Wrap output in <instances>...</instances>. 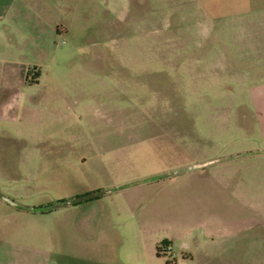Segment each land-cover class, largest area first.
<instances>
[{"label":"rangeland","instance_id":"1","mask_svg":"<svg viewBox=\"0 0 264 264\" xmlns=\"http://www.w3.org/2000/svg\"><path fill=\"white\" fill-rule=\"evenodd\" d=\"M15 3L0 264H264V0Z\"/></svg>","mask_w":264,"mask_h":264},{"label":"crops","instance_id":"2","mask_svg":"<svg viewBox=\"0 0 264 264\" xmlns=\"http://www.w3.org/2000/svg\"><path fill=\"white\" fill-rule=\"evenodd\" d=\"M16 1L17 0H0V32H2L1 28H4V27L6 28L7 26L9 28V33H11L14 30V28L19 27L18 21H15V19L13 18L14 14L16 13V8H15V6H16L15 2ZM23 29L26 30V28L22 27V30ZM9 77H10V79H9L10 82H9V85L7 84V86H6V88L9 87V91L5 90V92L6 93L9 92V94H11V96H13V94L17 92V89L20 86H22L24 88L25 87L28 88V87H30L29 86L30 84L31 85H34V84L38 85L40 80L42 79V75L38 74L35 77V79L29 80V74L26 73V70L23 66H19L18 68H14V67L11 68L9 70ZM0 115L7 116L8 112L6 110H1ZM202 225L203 226L209 225L208 229H207V234L205 232H203V233H204V237H205V243L207 242L206 244H211V245L216 244L218 238L221 239V237H227L228 235L230 237V240H237L234 238L235 235L237 233H240L241 230L246 229L245 227H240V228H238L240 230H238V229L231 230V229L227 228L226 226H221L220 224L219 225L218 224H209L206 222H203ZM235 230H237V231H235ZM211 236H214V237L211 238ZM209 237H210V239H209ZM125 238H123V239L125 240ZM123 239H122V241H124ZM163 243H165V242H163ZM161 246H162V248H163V246H167L168 248L171 247L170 241L168 240L164 245H161ZM182 246H183V248L187 247V245L185 243H183ZM167 247L165 249H167ZM234 249H235V247H233V244L231 243V251H236ZM186 252L187 251H181L182 254L183 253L185 254ZM236 255H237V251H236ZM161 256H162V252L160 255H157L156 258L161 259ZM3 257H6V256H2L1 258H3ZM167 260H170V258ZM183 260L186 261L187 257L183 258ZM2 261H3V259L0 260V262H2ZM120 261H124L123 258L120 257ZM123 264H128V263L125 261ZM161 264H165V260L161 261Z\"/></svg>","mask_w":264,"mask_h":264},{"label":"trees","instance_id":"3","mask_svg":"<svg viewBox=\"0 0 264 264\" xmlns=\"http://www.w3.org/2000/svg\"><path fill=\"white\" fill-rule=\"evenodd\" d=\"M156 251H157V252H156L157 255H160L161 252H163L164 250L162 249V246L160 245V246H157ZM165 264H173V261L171 262L170 260H167V261L165 262Z\"/></svg>","mask_w":264,"mask_h":264},{"label":"built area","instance_id":"4","mask_svg":"<svg viewBox=\"0 0 264 264\" xmlns=\"http://www.w3.org/2000/svg\"><path fill=\"white\" fill-rule=\"evenodd\" d=\"M168 249V248H167Z\"/></svg>","mask_w":264,"mask_h":264}]
</instances>
